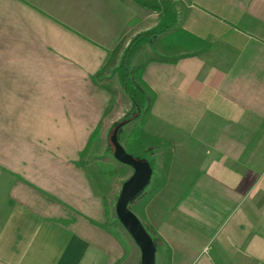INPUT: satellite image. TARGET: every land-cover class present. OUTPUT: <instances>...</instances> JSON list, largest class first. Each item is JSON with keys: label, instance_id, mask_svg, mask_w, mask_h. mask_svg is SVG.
<instances>
[{"label": "crops", "instance_id": "1", "mask_svg": "<svg viewBox=\"0 0 264 264\" xmlns=\"http://www.w3.org/2000/svg\"><path fill=\"white\" fill-rule=\"evenodd\" d=\"M160 6L177 14L171 42L144 43L132 68L204 150L188 182L173 179L131 212L166 264H264V0H0V264L81 263L88 240L72 212L96 207L93 195L73 184L82 174L51 165L62 166L67 139L131 106L115 69L130 38L162 22ZM180 29L203 42L179 43ZM120 150L131 193L153 161Z\"/></svg>", "mask_w": 264, "mask_h": 264}, {"label": "rangeland", "instance_id": "2", "mask_svg": "<svg viewBox=\"0 0 264 264\" xmlns=\"http://www.w3.org/2000/svg\"><path fill=\"white\" fill-rule=\"evenodd\" d=\"M144 7L150 10L157 9L149 5ZM160 8L163 12V17L164 10L170 9L173 11L167 6H160ZM170 31L162 34L164 36L163 42L166 44L171 42L172 39ZM183 38L182 35H179L177 40L185 45L186 41L182 40ZM153 49L164 55H170L174 52L168 48H159V45H155ZM150 97V105L145 114L124 122L118 142L115 139L111 140L110 135L114 136L117 127L123 123L122 117L130 110L131 106L123 114L104 117L99 127L92 133H80V137H85L84 139L78 138L76 142L74 141L77 145H73L75 143L67 139L70 146L64 150L66 155L57 157L58 160L61 158L65 159L60 160L61 162L63 161L62 166L59 164L57 167L51 165L56 169V172L64 171L76 172L77 175L78 173L82 174L83 180L72 182L73 184L81 182L83 191L88 193V195H93V198L86 200L96 205V207L90 205L84 211L72 212L79 219L78 223L84 225V228L82 227L86 232L84 238L88 240L87 244H84L83 258L80 264H142L146 254V257H149L144 246L130 235L119 220H116L118 210L123 215V208L122 206L118 207L117 202L122 195V184L130 175L128 171L122 168V163L127 160V157L123 155L120 149L123 150L124 154H127L135 143H139L152 150V154L148 155V157L152 159L153 165L147 164L149 167L148 177L140 187L141 189L152 175L148 191L145 196L142 195L137 198L130 207L125 206L126 210H131L137 217L144 201L153 198L154 193L157 192L156 190L168 187L173 179L176 184L184 185L188 182L187 178L192 177L197 170L200 155L204 148H197L195 140H193L192 136L188 138L185 131L182 133L178 132V129L180 131V125L178 124L179 128L174 126L177 124V119L175 117L171 118L168 108L163 106L165 101L158 102L153 92H150ZM118 100L115 101L116 104L122 102L120 99ZM155 104L159 106L155 107ZM161 112L165 114H161ZM202 118L203 116H201ZM206 119L209 121L206 122L208 124L207 128L212 122V124L222 127L224 130L227 129L229 131L228 135L233 134L232 131L230 132L228 125L221 123V126L211 117H206ZM171 121H174V123ZM179 123L183 128L186 127L183 122ZM201 127L200 131L197 132L200 143H208L207 137L210 136V132H207V130L203 131ZM57 134H55L56 137ZM61 135L67 136L65 133ZM42 136L36 138L34 145L36 144L40 150L42 149L44 157H51V160L55 159L53 151L48 149L49 143L42 139ZM109 143H111L112 152L106 151ZM40 150L36 149L37 152ZM143 157H130V160L139 164L142 162L140 158ZM70 182L66 181L67 185ZM88 223L92 224L93 228ZM95 227L98 230H95ZM158 246H154L150 257L151 262L152 264H166L161 259L162 256L158 251L162 249V243L159 242Z\"/></svg>", "mask_w": 264, "mask_h": 264}, {"label": "trees", "instance_id": "3", "mask_svg": "<svg viewBox=\"0 0 264 264\" xmlns=\"http://www.w3.org/2000/svg\"><path fill=\"white\" fill-rule=\"evenodd\" d=\"M140 6H145L142 3H138ZM177 24V14L168 9L164 10V17L162 22L157 25L156 27L144 31H140L133 35L130 38V41L125 46L118 66L115 69V74L117 76L118 82L120 87L123 91L127 94L130 99L131 107L130 110L126 112V114L122 117L123 123L120 124L114 132L115 141L118 142L119 136L121 134L124 122L130 121L137 116H141L148 111L151 97H150V90H148L143 82L141 77V70L137 69L134 70L132 68V58L135 53L141 48V46L146 42H151L155 40L162 34L167 33L168 31L172 30ZM177 35H182V40L187 41L186 39H192L202 43L203 41L192 35L191 33L185 30H178ZM111 143L107 145V152H112ZM131 155L135 158H139L142 156L152 154V150L148 147L142 146L139 143H135L130 152ZM152 165V163L150 164ZM153 173V171H152ZM149 181L144 185V187L129 201L130 204L135 202V200L143 193L144 189L148 186ZM116 220H119L117 216ZM121 222V221H120ZM152 242H154V246L157 247L155 244V240L153 238Z\"/></svg>", "mask_w": 264, "mask_h": 264}, {"label": "water", "instance_id": "4", "mask_svg": "<svg viewBox=\"0 0 264 264\" xmlns=\"http://www.w3.org/2000/svg\"><path fill=\"white\" fill-rule=\"evenodd\" d=\"M141 189H137L136 191L131 193H128L127 190L123 187L122 188V195L119 197L117 206H122L123 208V215L118 210L117 216L119 217L122 224L126 227L128 232L131 234V236L137 240L139 243H141L146 251L148 252L149 257H144L142 264H152L151 262V254L154 249V245L152 242V239L149 237V235L146 233L144 227L138 220V218L131 212V210H126L125 206H128L129 201L140 191ZM126 192V193H125Z\"/></svg>", "mask_w": 264, "mask_h": 264}]
</instances>
